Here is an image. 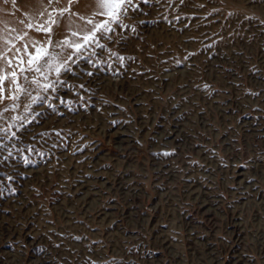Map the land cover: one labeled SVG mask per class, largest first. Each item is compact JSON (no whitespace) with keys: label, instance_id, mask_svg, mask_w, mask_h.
I'll return each instance as SVG.
<instances>
[{"label":"rangeland","instance_id":"374dc122","mask_svg":"<svg viewBox=\"0 0 264 264\" xmlns=\"http://www.w3.org/2000/svg\"><path fill=\"white\" fill-rule=\"evenodd\" d=\"M136 3L46 102L0 117V264H264V0ZM97 11L0 0V52L46 41L49 14L75 41Z\"/></svg>","mask_w":264,"mask_h":264},{"label":"snow or ice","instance_id":"6c2138e0","mask_svg":"<svg viewBox=\"0 0 264 264\" xmlns=\"http://www.w3.org/2000/svg\"><path fill=\"white\" fill-rule=\"evenodd\" d=\"M52 2L53 0H49V7H51ZM71 2L72 0H69L70 4ZM97 8L98 11L94 16H99V20L94 17L87 19L82 16L78 17L88 27L83 33L71 32L72 37H78L75 41H70L68 38L63 41L53 40V25H56L58 20L51 14L48 15L46 22L36 26V31L46 34V41L42 43L33 42L31 48L25 44L22 49L15 48L10 40L5 41L11 47L0 52V59L4 61L3 67H0V104H4L5 101L9 103L5 104L3 111L0 112V117L3 116L4 112L16 111L21 106L25 112H30L32 105L38 102H46L49 99L47 94L56 93L59 87L66 83L61 79V76L71 71V64L83 57L85 53L91 57L97 55V48L104 50L105 45L101 44L100 41L110 39L111 33L117 28L126 27L123 24V19L128 15L129 10H138L139 4L136 3V0H97ZM53 11L57 10L53 9ZM68 12H70L69 8L60 9L58 16L63 17ZM71 15L77 14L71 13ZM28 27L31 29L33 26L29 24ZM56 47H59L61 51H55ZM65 47L72 49L66 57L62 54ZM13 48H15V52L10 56L8 53ZM109 56H116L121 61L124 59L114 52H109ZM88 63H93L91 58L88 59ZM88 75H92V73H88ZM22 97H27L29 102L23 103ZM61 102L63 103V100ZM11 120L13 122L19 121L23 125L27 117L12 116ZM13 127H15V123H8L7 127L0 129V132H3L8 140L16 139V132L11 131ZM13 147L16 146L13 145ZM0 148H7V144L2 139H0ZM16 150L17 152L22 151L19 148ZM12 155L13 151L8 149V156L11 157ZM27 162L25 158V163ZM7 179L11 180L12 177L8 176Z\"/></svg>","mask_w":264,"mask_h":264}]
</instances>
